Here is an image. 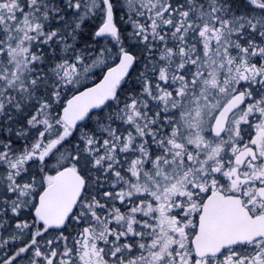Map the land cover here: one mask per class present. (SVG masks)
<instances>
[{
    "label": "snow or ice",
    "instance_id": "obj_1",
    "mask_svg": "<svg viewBox=\"0 0 264 264\" xmlns=\"http://www.w3.org/2000/svg\"><path fill=\"white\" fill-rule=\"evenodd\" d=\"M0 264H264V0H0Z\"/></svg>",
    "mask_w": 264,
    "mask_h": 264
}]
</instances>
